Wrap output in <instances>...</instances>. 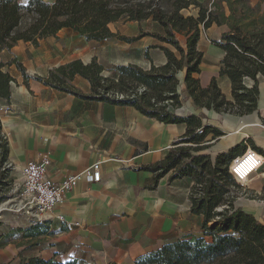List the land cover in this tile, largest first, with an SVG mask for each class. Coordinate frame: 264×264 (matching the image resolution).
Here are the masks:
<instances>
[{"label":"crops","instance_id":"obj_1","mask_svg":"<svg viewBox=\"0 0 264 264\" xmlns=\"http://www.w3.org/2000/svg\"><path fill=\"white\" fill-rule=\"evenodd\" d=\"M153 22L156 28L161 27ZM153 32L161 34V30ZM68 33L82 43L94 42L85 41L80 34L64 27L55 35L39 39L35 47L26 46L30 42L21 40L0 51V61L9 62L6 71L12 76L8 101L0 98V122L9 147L11 174L20 180L25 165L44 161L46 175L55 184L102 159L99 182L81 178L44 218L48 232L52 233H43L35 244L27 243L26 247L17 243V249L25 248L21 258L39 256L56 261L74 259L78 264H132L136 257L165 243L200 236L203 216L190 211L188 198L192 178L187 175L170 179L173 171H169L155 179L156 174L144 168L162 160L175 140L185 134L183 123L165 124L130 105L79 98L32 78L47 77L49 70L72 60L67 50L63 52L54 42L55 37ZM148 38L142 36L130 43L101 41L112 45L107 54L98 49L73 59L81 58L86 63L97 56L109 64L133 63L145 69L165 64V53L158 47L147 49L149 58L145 57L150 45ZM46 40L50 43H45ZM21 47L24 52L27 47L33 50L29 57H20ZM196 47L203 56L200 71L193 76L203 87L215 77L221 93L227 100L232 99L230 81L219 74L224 52L203 42L201 34ZM124 50L128 53L119 55ZM13 59L24 66L30 78L24 80ZM184 73L185 69L178 77L182 105L177 112L202 114L204 124L222 132L215 138L207 135V146L198 153L210 155L214 162L217 154L239 145L242 152L249 147L264 156V78L258 77L256 110L240 116L197 108L182 91ZM72 84L83 93L90 91L82 76H74ZM242 190L235 192L234 206L251 213L264 225V163L247 178ZM7 245L11 243L4 246Z\"/></svg>","mask_w":264,"mask_h":264},{"label":"trees","instance_id":"obj_2","mask_svg":"<svg viewBox=\"0 0 264 264\" xmlns=\"http://www.w3.org/2000/svg\"><path fill=\"white\" fill-rule=\"evenodd\" d=\"M156 1L0 0V51L10 49L21 40L35 45L39 39L55 35L64 27L80 34L85 41L101 42L115 38L130 43L142 35L158 39L159 43L149 48L158 47L165 53L167 61L163 65H151L145 69L133 63L114 64L111 70L115 74L105 76L102 73L106 63L95 56L86 63L81 58L72 59L49 70L47 77L36 75L32 78L79 98L130 105L139 113L165 124L183 123L186 126L185 134L175 140L165 157L144 168L154 172L155 179L169 171H173L170 179L187 175L192 178L188 194L190 211L203 216L202 234L165 243L157 250L136 257L132 264H264V225L251 213H245L233 204L232 187L238 185L227 167L242 149L239 145L232 147L228 152L217 154L212 162L210 155L198 152L207 146V135L215 138L222 132L204 124L202 114L180 115L177 112L182 105L178 74L184 69L182 91L197 108L240 116L256 110L258 77L264 78V8L256 18L238 20L230 0H215L211 8L204 7L198 0H175L172 10L167 11ZM261 2L264 1L256 2L259 10ZM223 3L230 10L228 14H225ZM189 5L198 8L195 17L181 14L182 8ZM123 17L135 22L153 19L164 32L141 31L136 36L119 35L108 24ZM213 23L228 26L227 32L212 42L224 52L219 74L230 81L232 99L229 100L221 93L215 77L203 87L193 76L200 71L199 63L203 56L196 47L200 26L206 29ZM177 34L185 36L183 45ZM144 54L149 58L147 50ZM12 62L24 80L30 78L21 63L15 59ZM7 64L9 62L0 61V98L5 101L9 99L12 81V76L6 71ZM76 75L87 80L89 93H83L72 84ZM8 153L7 139L0 122V203L12 196L10 190L14 176L11 167L7 166ZM1 224L0 220V227ZM17 230L22 232L23 244L33 245L37 238L48 232V226L46 221H42ZM10 232L0 234V246L9 243ZM17 264L78 263L74 259L56 261L29 256L21 258Z\"/></svg>","mask_w":264,"mask_h":264},{"label":"rangeland","instance_id":"obj_3","mask_svg":"<svg viewBox=\"0 0 264 264\" xmlns=\"http://www.w3.org/2000/svg\"><path fill=\"white\" fill-rule=\"evenodd\" d=\"M22 1H26V0H22ZM198 1L201 2L204 7L211 8V5L215 0H198ZM230 1L232 4V7H234V13H235L236 19L238 20L247 19L249 17L256 18L259 12L261 13L262 9L264 8V2H261L259 4V7L261 8V10H259L258 7L256 6V2L259 0H230ZM260 1H264V0H260ZM174 2L175 0H157L156 1V3L159 4L160 7L164 9L165 11L172 10ZM223 6L225 7V14H228L230 10L227 7L226 3H223ZM180 12L181 14L183 13V15L185 16L193 15L195 17L197 15L198 8L197 7L195 8L194 6L189 5L186 8H182ZM153 21H154L153 19H147L145 21L143 20V21L135 22V21L128 20L127 17H123L121 19H118L114 22L109 23L108 25L110 26V29L113 32L118 33L119 35H123V36L124 35L136 36L141 31L153 33V31L155 30H158L159 32L161 30V34H163L164 32L163 29L161 27L156 28V24H154ZM227 30H228L227 25H217L216 23H213L212 26L206 29L200 26L199 35L201 34L203 42H209L213 44L212 41L220 39V35L224 32H227ZM142 36L148 37L149 35H142ZM142 36H140L139 38H141ZM177 38L180 40L181 44L183 45L186 39L185 36L183 34L182 35L177 34ZM148 39L150 41L149 46L159 43V40L154 37H151L150 39V36H149ZM114 40H117V39L114 38ZM39 41H41V39ZM118 41H121V40H118ZM54 42H57L58 46L61 47L63 52L67 50L66 54L71 59H73V57L76 58V55L80 56V55L90 54L95 51H98V49L102 53L107 54L109 52V46H112V45L108 46L106 45L107 43H104V42H96V41L90 42V43H82L81 41L78 40V38L76 39L75 37H72V35H70L69 33L62 35V37H58V38L55 37ZM45 43L49 44L50 42H47L46 40ZM31 45L34 47L36 46V44L35 45L30 44V43L26 44V46H31ZM149 46L146 47V50L149 49ZM171 48L174 50L173 47ZM77 49H80V51H78ZM32 51L33 50L31 51L28 50V47H27L24 52L21 47L20 57L25 56V55H26L25 57H29ZM121 52H119V55H124L128 53V52H125V50ZM101 60L106 63L105 70L103 71L102 74L105 76L114 75L115 74L114 70H111V66L114 64L112 63L109 64L104 59H101ZM125 64L127 63H124V65ZM179 76L180 75L178 74V77ZM141 89L142 87L140 88V90ZM11 193H12V196L8 200L0 203V220L2 221V224L0 227V234H5L10 230L12 231L10 232L11 236L9 238V243H11V245L0 246V263L2 264H17L19 260H21V257H22L21 252L24 251L25 248L22 247V248L17 249L18 247L17 243H19L18 244L19 247L20 245L25 246L27 244H23V242L25 241L22 239V232L18 231L17 229H22V228L27 229V227L30 226L29 222L31 221L30 220L31 217L27 213L28 208L23 207L24 200H21V197L18 196L15 191H11ZM237 193L239 192L237 191L236 194ZM2 240L3 239H1V241Z\"/></svg>","mask_w":264,"mask_h":264},{"label":"built area","instance_id":"obj_4","mask_svg":"<svg viewBox=\"0 0 264 264\" xmlns=\"http://www.w3.org/2000/svg\"><path fill=\"white\" fill-rule=\"evenodd\" d=\"M119 97L122 96L119 95ZM101 163L102 159H98L83 172L70 175L63 182L55 184L51 183L46 175L44 161L38 164L25 165L21 169V179L14 177L10 191H15L21 200H24L23 207L28 208L29 212L27 210V213L31 217L29 225L41 223L81 178L85 177L88 181L99 182ZM263 163L264 156L249 147L244 152L234 156L227 169L238 187H232L231 193L243 191L242 187H244L247 178L261 169ZM7 166L12 168L11 164Z\"/></svg>","mask_w":264,"mask_h":264}]
</instances>
